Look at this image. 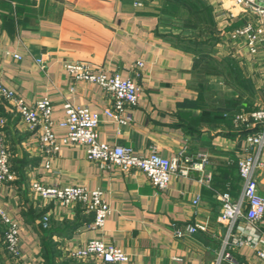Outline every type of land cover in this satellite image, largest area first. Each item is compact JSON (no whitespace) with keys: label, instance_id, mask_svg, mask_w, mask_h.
<instances>
[{"label":"crops","instance_id":"crops-1","mask_svg":"<svg viewBox=\"0 0 264 264\" xmlns=\"http://www.w3.org/2000/svg\"><path fill=\"white\" fill-rule=\"evenodd\" d=\"M172 2L173 13L179 8L190 13L186 26L200 28L199 34L183 32L186 21L167 19ZM233 11L228 0H0L1 82L28 103L49 97L56 121L64 119L68 102L101 113L102 142L131 146L140 155L158 149L168 158L182 149L195 157L205 153V174L212 177L206 183L199 171L175 173L160 190L138 169L102 168L79 144L63 145L46 168L33 133L0 98L18 175L0 187V204L19 224L23 250L21 259L6 251L0 217V264H85L69 251L94 237L123 248L130 257L123 264H214L224 251L238 264H264L249 246L227 244L229 227L218 220L221 195L229 192L235 200L242 194L238 159L245 136L260 129L236 128L233 117L264 107L258 94L264 89L263 54L230 38L249 20L241 14L233 18ZM138 60L145 63L137 78L142 91L129 124L103 113L111 100L99 84L75 80L65 69L68 61H82L126 78L134 76ZM54 130L58 136L67 133L59 125ZM258 179L264 197V172ZM33 180L102 189L111 206L104 229L90 228L94 215L80 203L61 206L33 195ZM46 212L49 229L40 223ZM189 225L199 228L189 233ZM257 227L264 235V217ZM245 231L241 219L234 233Z\"/></svg>","mask_w":264,"mask_h":264},{"label":"built area","instance_id":"built-area-1","mask_svg":"<svg viewBox=\"0 0 264 264\" xmlns=\"http://www.w3.org/2000/svg\"><path fill=\"white\" fill-rule=\"evenodd\" d=\"M231 16H249V20L241 26L235 27L230 38L235 42H244L245 47L252 54L262 53L264 58V0H228ZM138 4H141L138 3ZM21 59L18 53H10ZM39 59L38 63H42ZM145 63L138 60L134 66V76L122 77L119 73L110 74L104 69H95L89 63L82 61H68L65 69L75 80L89 81L99 84L108 94L111 103L104 110V114L113 118L119 124H129L132 121L131 108L139 103L142 88L137 82L141 76V69ZM264 91V89H263ZM0 98L6 100L33 133L44 154L45 167L50 168L55 155L63 145L79 144L86 149V156L90 161L98 163L102 168H119L122 171L138 169L142 171L150 182L160 190H166L175 173L189 176L192 171L203 173L202 181L210 183L212 177L205 174L209 163L208 155L200 153L196 157L182 149L173 157H164L158 151L148 155L137 154L133 147L114 144L99 140L98 128L102 115L88 106L65 104V117L60 121L53 118V105L49 97H43L34 103H28L19 96L15 90L0 81ZM233 123L236 128L243 125H259L260 129L245 136L246 149L238 159L240 175L244 181L242 194L235 200L231 199L229 192L221 195L224 202L218 220L229 227L228 233L231 242L227 244L236 247L249 246L254 250L258 259L264 263V235L257 225L264 217V197L258 190V176L264 172V107L250 113L234 115ZM6 118L0 116V187L6 182L17 179V172L11 165V150L6 134ZM59 125L67 130L64 136L55 133V126ZM33 195L45 201H51L61 206L80 203L86 213H92L94 220L90 228L102 231L111 214V206L104 197L102 189L90 190L80 185L47 184L39 180L31 182ZM201 197L198 195L194 203L198 204ZM0 217L5 226L3 244L6 251L14 258L23 256L20 226L13 217L0 204ZM246 220L248 232L235 235L234 228L240 220ZM51 213L42 215L40 223L44 229H49ZM196 225H189L187 232L198 230ZM182 233H179V236ZM71 258L85 264H123L129 261V254L121 247L105 242L100 237H94L84 245L70 249ZM229 260L238 264L237 260L228 251H224L214 264H222Z\"/></svg>","mask_w":264,"mask_h":264},{"label":"rangeland","instance_id":"rangeland-1","mask_svg":"<svg viewBox=\"0 0 264 264\" xmlns=\"http://www.w3.org/2000/svg\"><path fill=\"white\" fill-rule=\"evenodd\" d=\"M228 4H229V1H228ZM230 5V4H229ZM171 6H173V2L171 3V4H169L168 6H166L167 7V9H171ZM179 10L180 11H174V13H173V11H172V9H171V11H167V19L170 21V22H174L175 20H181L183 23L185 22V26H186V24H188V25H190V23L188 22V17H189V15H190V13H188L186 10H184L183 8L181 9V8H179ZM199 20H201L200 18H199ZM198 21V20H197ZM186 32L187 33V35H188V33H190V32H192V33H198V32H201V29L199 28L198 30H196V29H189L187 26H186V29H184L183 28V32ZM199 34V33H198ZM258 94H259V96H261L262 98V103L264 104V91H263V88H261L260 90H259V92H258Z\"/></svg>","mask_w":264,"mask_h":264}]
</instances>
